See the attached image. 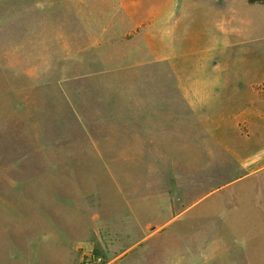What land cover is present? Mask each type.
I'll return each instance as SVG.
<instances>
[{
  "label": "rangeland",
  "instance_id": "rangeland-1",
  "mask_svg": "<svg viewBox=\"0 0 264 264\" xmlns=\"http://www.w3.org/2000/svg\"><path fill=\"white\" fill-rule=\"evenodd\" d=\"M264 264V0H0V264Z\"/></svg>",
  "mask_w": 264,
  "mask_h": 264
},
{
  "label": "built area",
  "instance_id": "built-area-1",
  "mask_svg": "<svg viewBox=\"0 0 264 264\" xmlns=\"http://www.w3.org/2000/svg\"><path fill=\"white\" fill-rule=\"evenodd\" d=\"M86 264H90V259H88V260L86 261Z\"/></svg>",
  "mask_w": 264,
  "mask_h": 264
}]
</instances>
